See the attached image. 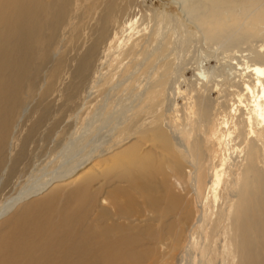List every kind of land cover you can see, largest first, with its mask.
I'll return each instance as SVG.
<instances>
[{
    "label": "bare ground",
    "instance_id": "obj_1",
    "mask_svg": "<svg viewBox=\"0 0 264 264\" xmlns=\"http://www.w3.org/2000/svg\"><path fill=\"white\" fill-rule=\"evenodd\" d=\"M182 1V10L188 16H191L190 3L192 0ZM77 2L83 8L81 9L83 11H80V17L82 16V19L85 18L90 21L97 15L95 24L98 27L95 30L96 34L94 33L96 37L93 39V43L78 59L76 57L77 61L71 73L73 82L68 89V98L72 99L74 93L76 94L79 89L81 90L87 79V73L91 72V63L96 58L99 46L103 42L107 41L106 43H108L109 40L110 43H114V41L116 43L115 62L118 60V66L122 64L124 66L121 71L122 76H120V78H123H121L122 81L120 80L118 84H115L116 86H111V89H113V92L118 90L123 94L125 93V95L130 91L133 93L132 98L134 96L138 97V104L137 106H127L128 108L121 117V122L110 125L109 134L106 129L107 140L100 142L101 145L96 146L95 150H90L91 152H86V154L82 152L81 155L78 153L80 158L72 159V161H75L68 163L62 172L45 182H41L42 184L36 188L32 187L33 189L29 191L16 194L0 207L1 219L17 203L43 191L48 186L47 184L70 180L83 171L80 176L72 180L71 192H74V201L71 205L65 204L62 210L58 212L56 203L51 202L54 198H57L55 193L45 201L48 206L41 213V216H38V222H41L40 226L33 225L29 228L27 234L12 240L3 254L1 248L7 244V240L0 239V264H102V262H104L103 264H106L105 262L138 264L136 263L137 259L144 260L145 256L146 260L148 258L152 260L153 252L150 250H155V248L149 242L156 240L158 237L156 234H152L150 237L149 235H141L148 238V245L145 247L140 246L141 237L139 236V245L132 248L137 243L133 241V237L125 236L126 242L123 243V236L117 238L118 229L115 227L105 229L90 227L85 232L82 231L85 210L94 202L97 203L98 199V190L91 191L90 183L97 177L96 171L99 168L108 170L113 165L115 169H118L119 166L124 169L123 172L116 175L120 181L129 182L147 194L144 205H147L148 208H151L150 193L160 191L163 194L162 197L152 199L154 205L158 208L153 211L155 220L168 215H177L172 219L166 234L167 238L174 239L171 240V243L169 242L170 239L165 240L162 243L163 247L170 248L172 243L176 244L181 237L180 234L184 226L190 231L194 227L198 229L200 233L198 238H194L192 234L189 235L196 242L193 245L186 242V250L180 255L179 262L181 264L191 260L192 256L197 253L199 255L197 264H264V60L262 58L260 60L258 58L256 62L252 60L254 63L252 65L245 64L244 68L239 66L238 61L230 62L231 65L229 66H232V64L238 66L237 69L234 68L235 71L230 73L232 75L230 79L229 76L226 77V79H229L228 89L231 88L228 92L232 94V100L233 97L236 99L230 105L228 104L229 100H224V102H218L213 107L209 92L213 89L218 90L217 87L221 86L218 83L220 80H215L217 75L206 74L205 70H198V78L195 81H199L196 86L200 87V96L198 95L199 92L185 94L186 102L182 112L177 107L163 109L168 96L175 95V88L177 87L175 76L179 72L180 66L174 64L172 58L170 60L166 56L170 45L174 44L171 47H176L177 44L176 42L172 43L169 40L170 37L168 39L164 32L159 31L160 21L158 17L154 15V27L147 34H142L140 38L131 41L129 46V41L133 39L132 37L135 34L130 33L135 30L132 29L135 24L132 18L120 23V32L115 30L113 35L108 33L110 24L116 22L118 15H120V18L126 15L132 0H0V147L3 148L6 141L9 143L10 140H5V136L11 133L16 115L21 107L28 101L33 100L31 97L37 94V85L41 80L43 70L56 50V46L59 45V32L66 25L70 26L68 21L72 17L71 12L72 9H75L73 7L78 4ZM262 2L264 3V0ZM263 3L252 6L255 10V15L251 16L252 19L264 18ZM220 10L210 7L201 15L196 16L198 17L197 27L204 34L205 40L230 43L236 36H239L240 39H246L248 33L241 34L238 25H236L237 23L232 24L229 21L228 17L230 15H227V25H217L214 19L222 18L227 8ZM76 18L78 19V17ZM74 26H71L72 29ZM170 27L173 28L175 33L179 29L177 22L172 18L168 19L164 26L166 29ZM127 31L130 32L120 41V38ZM118 35L120 36L117 37ZM78 37L80 38V36ZM64 41L67 42L66 39ZM108 46L111 45L108 43ZM172 49L174 48H171V51H174ZM56 56H59V54ZM60 56L62 55L60 54ZM65 59L60 57L49 70H44H48L46 74L48 83L40 93V99L37 101L38 106L42 103L43 95L55 89V83L61 78ZM124 60L127 63L124 64ZM98 61L101 62V59H98ZM231 61L234 60L231 59ZM228 72H230L229 69ZM93 74L94 79L89 85L92 89L97 90L102 78L98 67L93 70ZM171 77L174 80L173 83H171L172 80L170 81ZM220 78L224 77L220 76ZM111 80L112 76L106 79L105 84ZM172 84V89H169ZM177 90L179 95L184 93L181 92L179 87ZM82 101L84 102L81 107H84L87 102H85V99ZM128 103L130 102L127 101ZM114 106H117V104H114ZM44 107L47 108V105H44ZM44 111L45 109L40 112V119L42 120L46 114ZM153 113L157 114L149 118L148 116ZM164 115H167L172 123L167 121ZM194 118L196 119V126L198 125L201 129V135L206 139L208 134H213L214 139L219 144V150L223 157L222 167L224 165L234 167L241 160L243 169L239 179L244 185L243 190L234 188L231 190L234 193L233 195H231V191L227 193L223 191L224 196L220 193L218 195L215 190L224 179L225 173L218 171L216 166H213L209 173L214 178L215 183L213 185L212 200L209 201L205 196L203 200L201 199L197 175L200 172L201 178H203L204 172L201 169L198 170L195 163L203 166L206 161L197 143V134L194 132ZM105 121L107 122V120ZM212 121H214V124ZM217 121L218 127L215 124ZM179 126L190 130L188 134L190 133L194 138V147L184 137L178 128ZM209 126H215V128L210 131ZM238 126L241 127L240 130H237ZM50 132L51 129L48 130V135ZM249 136L253 137V140L250 138L246 147L240 150L246 137ZM96 140L94 141L97 142ZM132 140L133 142H131ZM239 140L241 141L238 142ZM128 142L131 143L122 149V146ZM147 144H152L148 152L141 151V148H145ZM235 152L237 153L234 154ZM247 153H250V155ZM178 159L184 161L186 166L179 162V164L176 163ZM260 160L263 162L262 166H260ZM86 164L91 166L88 167L89 165ZM188 167L193 170V172L188 173V176L192 175L193 177V184H190L192 188L190 193L196 202H200L199 208L195 207L198 210L196 215L190 213L192 211L190 206L192 200L189 195H186V186L182 181L187 177L184 169ZM153 177H161V182L165 187L146 185L145 181ZM233 178L234 174L228 172L227 179L232 180ZM157 188H160L159 191H156ZM121 193L125 192L116 190L109 192L102 198V204L106 203L111 207L109 216L112 219H118L131 212L130 209L125 212L121 208L120 202L117 200ZM229 196H231L232 205L228 210V216L225 218L223 215H219L213 219L212 213L207 210L206 203H212L214 208H218L219 202ZM132 200L133 198L130 200L131 205L134 204ZM231 209H233L232 212H230ZM147 215L150 216V214ZM194 218L196 219L193 220ZM209 222L213 223L209 224ZM152 227L151 223H147L145 228L148 230ZM141 264H148V262H141Z\"/></svg>",
    "mask_w": 264,
    "mask_h": 264
},
{
    "label": "rangeland",
    "instance_id": "obj_2",
    "mask_svg": "<svg viewBox=\"0 0 264 264\" xmlns=\"http://www.w3.org/2000/svg\"><path fill=\"white\" fill-rule=\"evenodd\" d=\"M77 3L79 5L77 4L76 6L73 7L75 9H72L71 12L72 17L68 21L69 22L68 24H70V26L66 25L59 32L60 46L59 45H58L59 47L56 46V50L51 55L49 62L44 68V70L46 69L49 70L55 64L57 59H59L60 57L66 58L65 66L62 71L61 78L55 83V89L52 92L43 95V100H41L42 103L40 104V106H38L37 101H39L40 99V93L43 91L44 86H46L48 83V80L46 79V74L48 70L47 71L43 70L41 80H39L37 85L38 86L37 94L31 97V99L33 100L28 101L21 107L18 114L16 115L14 122L15 124L11 130V133L6 134L7 137L5 136V140H10L9 143L8 141H6V145L3 148L0 147L1 149L0 150V207L7 200H10L14 196H16V194L36 188L40 184H42L41 182L43 181L45 182L49 178L58 174L59 172H62V170H64V167L68 163L75 161L76 158L79 159L82 152H84L83 154H86V152L89 153L95 150L99 145H101L102 142H105L107 140L108 135L105 133L107 132L108 134L110 133L111 126L113 124L121 122L122 120L121 117H123L126 109L128 107H131V105L137 106L138 104V97H135L133 95L134 97L132 98L133 93H131L130 91L125 95V93L123 94L118 90L113 92V89H111L112 88L111 86L118 84L120 80L122 81L123 78L121 77L122 78L121 79L120 76H122L121 71L123 70L124 66H122L123 64L121 66H118L119 64L118 60L115 62L114 57L116 55V50H117L115 48L116 43L115 41L114 43L113 42L110 43L109 40L108 43L111 46H108V43H106L107 41L103 42V44L99 46V49L96 54L97 60L95 58V60L91 63L92 68L90 70L91 72L87 73V79L85 80L84 83L85 87L83 85L81 87V90L79 89V91H77L76 94L74 93V97L72 99L68 98L67 96V94L69 93L68 89L70 88L73 82V79L71 78V73L77 61L76 57L78 59L82 54L85 53L88 47L93 43L92 41L96 37L95 30L98 27L96 26L97 24H95L97 15H95V18L93 19L94 21L93 20L89 21L88 19L85 18L82 19V16L80 17V15L81 12L83 11L81 9L83 8L79 2ZM182 3H183L182 0H132V4L128 8L126 15H124L122 18H120V15H118V19L116 20V22L110 24V27L108 28V33L109 34L111 33V35H113V32H115V30L116 32H120L121 29L120 23L123 21H127V19L132 18L135 21L134 22L135 24L133 25L134 27H132V29L135 30L131 29L132 30L131 32L127 31L124 34V36L120 38L121 41L123 40V37L127 35L128 32L135 33L134 36L132 37L133 39L129 41L128 44L129 46L131 41L138 39V37L140 38L142 34H147V32L154 27L153 17L154 15H156L158 17V20L160 21V26H158L159 31L164 32L166 36H168L167 37L168 39L170 37L169 40H171L172 43L176 42L177 44L176 47H171V45L174 46V44L170 45V48L168 50V53H166V56H168L167 58L168 59L170 58V60L172 58L174 64H179L180 66V70L175 76V80H176L175 82L177 84V87L175 88L176 91L175 95L168 96V100L165 101L166 105L163 106V109H170V107L171 108L177 107L179 108V111L182 112L186 102L185 94H193V92L194 94H196L197 92H199L198 95L200 96L201 93L200 87L196 86V83L198 84L199 81L198 82L195 81L196 78H198L197 77L198 70L200 71L205 70L204 72L206 74L208 73L210 75H215V76L217 75L216 76L217 78L218 75L219 78L220 76L224 77L220 79L219 78L217 79L215 77L216 81L220 80L218 81V83L221 86L217 87L218 90L213 89L212 91H210L209 97L212 100L213 107H215L218 102H224V100L227 101L229 100L228 101L229 103L228 102L227 103L230 105L234 101H236L235 97H233L232 100L231 97L232 94L228 92L231 90V88L228 89L229 79L232 77L230 73L235 71L234 68L237 69L238 66L234 64H232V66L229 65H231V63L238 61L237 63H239V66L241 68H244L246 65L248 64L252 65L254 62L258 61L257 60L258 58L259 60L260 58L264 60V18L258 20L252 19L253 17L252 15H255V10L252 8V6L254 4L257 5L259 3L262 4L263 2L262 0H229V1L228 0H192V2L190 3L191 16H188L186 12L182 10L183 9ZM210 7H215L218 8L219 10L222 8H227V11L225 13L226 15L223 14L222 18H215L214 21L217 23V25H223V24L227 25L228 19L229 21H231L232 24L237 23L236 25H238L240 29L239 32L241 34H244L245 32L248 33L247 38L240 39L239 36H236L233 39L234 41L232 40L230 43L227 42L224 43L222 41L213 42V41L205 40L203 36L204 34L197 27L198 17L196 16L199 14L201 15L206 9L208 8L210 9ZM227 15H230L228 19H227ZM76 17H78V19ZM170 18H172L177 22L179 29L176 33L173 31V28L171 27L167 29L164 28V26L168 22V19ZM78 20L80 21V23ZM72 24L75 25L73 29L71 27L73 26ZM78 36H80V38ZM119 36L120 35H118L117 37ZM64 39H66V41L67 39H69L68 40L69 42L68 41L65 42ZM73 42L75 45L72 44ZM68 48L70 49V51ZM124 48L126 49V47ZM171 48H174L172 49L174 51H171ZM58 54L59 56L60 54L62 56L60 57L56 56ZM174 54L176 55L177 58L175 57ZM54 56L56 57L54 58ZM98 59H101V62H99ZM231 59L234 61H231ZM252 60L255 61L253 62ZM123 63L125 64L127 63V61L124 60ZM66 64L68 65V67H66L67 66ZM97 67L101 72L102 78L99 87L97 88V90H95L92 89V87L90 86L91 85L90 82H92L94 79L93 70ZM224 69L226 72L224 71ZM228 69L230 72H228ZM115 75L116 77H114ZM118 75L119 77H117ZM111 76H112V80L105 84L106 79L111 78ZM227 76H229V79H226ZM171 80L172 77L170 81ZM173 82L174 80L171 81V83ZM172 86L173 84L170 86L169 89H172ZM192 86H194L195 88ZM178 87L181 90V92L184 93H181L179 95V93L177 92ZM110 89L112 92L110 91ZM84 99L85 102H87V104L84 107H81V104L84 102L82 100ZM129 99L132 100L130 101ZM127 101L130 102L131 104L130 103L127 104ZM114 104L115 105L117 104V106H114ZM118 104L120 105L118 106ZM44 105L45 106L47 105V108L44 107ZM112 108L115 109L113 110ZM43 109H45L44 112L46 114L44 115V118L42 120L40 119V112ZM105 114H107V116H105ZM156 114L157 113H153L148 117L152 118ZM98 115H100L101 117L100 116L97 117ZM164 117L167 121L172 123V121L169 119L167 115H164ZM105 120H107L108 124ZM149 120H147V122H149ZM109 121H111L110 122L111 124L109 123ZM212 122L214 124V121ZM215 124L218 127L217 125L218 121ZM178 128L182 132L184 137H186V139L190 143H192V146L194 147L195 145V143L193 144L194 138L190 133L188 134V131L190 132V130H187L183 126H179ZM214 128L215 126H209L210 131ZM50 129L51 132L48 135V130ZM106 129L108 130L107 132H105ZM240 129L241 127L238 126L237 130ZM194 132L197 134V138H198L197 143L201 149L200 151L203 153V158L206 161L203 166L201 164L195 163L196 165L195 167L198 170L200 169L203 170L204 172L203 178H201L200 172L197 175V179H198L197 182L199 184L198 189L200 191L201 199L203 200L205 196L209 199V201L212 200L213 185L215 183H214V178L211 177L209 173L213 166H216L218 171H223L225 173L224 179L220 183L219 187L215 190V192H217L218 195L220 193V195L224 196V194H222L223 191L227 193L234 188H237L238 190H243L244 185L241 183V180L239 179V175L243 169L241 160H239L236 166L234 167H228L227 165L226 166L224 165L222 167L221 162L223 157L219 150V144L214 139L213 134L210 135L208 134L207 135L208 137H206L205 139L201 135L200 127L198 125L196 126V119L194 123ZM104 137H106V139H104ZM250 138L251 140H253V137L251 136L246 137L244 143L241 145L240 150L246 147L247 143L250 141ZM94 140H96L97 142H95ZM240 141L241 140H239L238 142ZM131 142H133V140ZM131 142L124 144L122 146V149L126 148V146L129 145ZM75 146L79 148H76ZM151 147L152 144H147L145 148L144 147L141 148V151L148 152L149 148ZM203 148H204V152H203ZM246 149H250V148H246ZM236 153L237 152H235L234 154ZM247 154L250 155V153ZM72 159L75 160L72 161ZM178 162L186 166V163H184V161L178 159L176 163ZM88 165H87L88 167L91 166L90 164ZM262 165L263 162L260 160V166ZM123 170L124 169H121L120 166L118 167V169H115L113 165L108 170H104V168H99L96 171L97 177L91 181L90 186H91V191L95 192V190H98V196H97L98 199H97V203L94 202L91 206H88L86 208L84 213L85 221L82 231L85 232L90 227H96L98 229L115 227L118 229L117 238L123 236L122 237L123 243L126 242L125 236L133 237V241L137 243L134 244L132 248L137 247L139 245L138 239L140 237H141L140 246L142 247L147 246L148 238L144 236L149 235L150 237L152 234H156L158 235L156 240L149 242V244L154 246L155 248V250H150L153 252L152 260H149V258L146 260V256H145L144 260L138 258L136 263L141 264V262H148V264H181V262H179L181 258L180 255L183 251L186 250V242L189 245H193L196 242L194 238H198V236L200 235L198 229L194 227L190 231L186 226H184L181 231L180 234L181 237L178 240V242L176 244L172 243V246L170 248L163 247L162 243H164L165 240L170 239L169 242L171 243V240L174 239L169 237L167 238L166 234H167V228L172 222V219H174L177 215H168L165 217L157 218L155 220V214H153V211L158 208L154 205L152 199L157 198L159 196L162 197L163 195L159 191L160 188L165 187L161 182L162 178L153 177L152 179L145 181V184L148 186H154V185L160 186V188L156 189V191H159L158 193L157 192L150 193L151 208H148L147 205H144L147 196V194L144 191L138 189L129 182L120 181L116 177V175L123 172ZM184 171L185 174H187V177L182 181L185 183L186 186V190H185L186 195L187 196L189 195L192 200V203L190 204L192 211L190 213L196 215V211H198L197 209L200 206L199 205L200 202H196L194 197L190 193V190H192L190 186L193 184L192 182L193 177L192 175L188 176V173L190 171L193 172V170L191 169V167H188L187 169L185 168ZM228 172L234 174V178L232 180L227 179ZM82 173L83 171L80 172L76 177L71 178L70 180L67 179L64 181H57V182L55 181L54 183L47 184L49 187L46 186V188L37 195L33 194L32 196L28 197L27 200L25 199L22 202L17 203V205H15L6 215H4L0 219V239L7 240V244L1 248L2 254L5 252V250L7 249L8 245L12 242V240L18 238L21 235L27 234L31 226L41 225V222H38L39 220L38 216H41V213L47 208L48 205L47 203H45V201L48 198L52 197L53 194L56 193L57 198L56 199L54 198V200L51 202L56 203V208L58 212L62 210L65 204H68V206L71 205V203L74 201V192H71V189L73 187V185L71 184L72 180L80 176ZM116 190L125 192L119 194L120 196L117 197V200L120 202L119 204L123 209V211L128 212V209H130L131 212H129L130 214L119 217L118 219H112L109 216V213L111 212V207L106 203L102 204V198L105 197L109 192H114ZM91 191L89 190V192ZM233 194L234 193L231 191V195ZM230 197L231 196L225 198L223 201H220L218 208H214L212 203H206L207 210H210L213 219H215L219 215H223L225 218L228 216L229 214L228 210L230 209V205H232V201L230 200ZM131 198H133L132 201L134 203L132 205L130 204ZM232 211L233 209H231L230 212ZM147 214H150V216H148ZM195 219L196 218H194L193 220ZM147 223H151L153 225L152 229L147 230L145 228L147 226ZM211 223L213 222H209V224ZM14 224L15 226H13ZM191 234L193 235L194 238L189 236ZM235 260H237V258H235ZM198 262H199V255L197 253L195 256L194 255L192 256L191 260H189L188 262H182V264H197ZM103 263L104 262H102V264ZM105 263L113 264V262H105Z\"/></svg>",
    "mask_w": 264,
    "mask_h": 264
}]
</instances>
